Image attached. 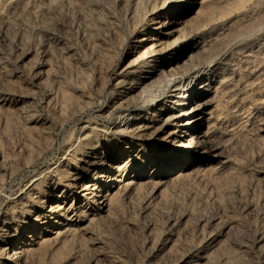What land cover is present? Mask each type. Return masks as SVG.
Instances as JSON below:
<instances>
[{
    "label": "rangeland",
    "instance_id": "rangeland-1",
    "mask_svg": "<svg viewBox=\"0 0 264 264\" xmlns=\"http://www.w3.org/2000/svg\"><path fill=\"white\" fill-rule=\"evenodd\" d=\"M0 264H264V0H0Z\"/></svg>",
    "mask_w": 264,
    "mask_h": 264
},
{
    "label": "bare ground",
    "instance_id": "bare-ground-1",
    "mask_svg": "<svg viewBox=\"0 0 264 264\" xmlns=\"http://www.w3.org/2000/svg\"><path fill=\"white\" fill-rule=\"evenodd\" d=\"M175 23L174 22H169L166 28V31H168L169 29H172L174 27ZM167 34V33H166ZM208 66V70H209ZM211 68V67H210ZM203 78H206V73L202 72V73H198L196 76L193 77V79L189 80L188 84L186 85V80L184 79H180L178 77H172L170 76L165 83V86L167 88L168 91H170V93H172L173 97L177 99V97H175L176 95H180V94H184L183 98H187L188 95V91H189V87L192 86L194 81H198V80H202ZM125 83V82H124ZM193 91V90H192ZM191 92V91H190ZM169 93V92H168ZM170 95V94H169ZM181 96V95H180ZM172 98V97H171ZM192 100V99H191ZM196 100V99H195ZM156 105V100L152 99L150 102H146L143 101L141 102L140 105H138L136 108L134 107L133 110L127 109L125 108L123 110V112L121 113V115H119L118 119L123 121V123L121 125H119L120 127V134H127L132 130H135L138 128V125L141 124V122L143 121V116L142 114L147 113L150 109L152 110V108ZM166 111V110H165ZM124 113V114H123ZM182 115V114H181ZM146 117V116H145ZM166 118V116H165ZM161 120V119H160ZM120 121V122H121ZM164 121V120H163ZM89 125V124H88ZM88 125H84L82 126L83 129H79L81 130L82 135L85 134L88 130H90V127ZM142 126V125H141ZM81 127V128H82ZM147 127V126H146ZM146 129V128H145ZM178 132V131H177ZM180 132V131H179ZM131 133V132H130ZM79 136V135H78ZM80 137V136H79ZM88 137V136H87ZM117 168V167H116ZM115 168V169H116ZM113 172V171H112ZM112 176V175H111ZM32 185V183H31ZM30 185V186H31ZM29 188V187H28ZM16 241V240H15Z\"/></svg>",
    "mask_w": 264,
    "mask_h": 264
}]
</instances>
